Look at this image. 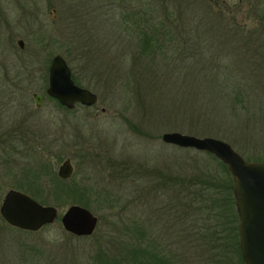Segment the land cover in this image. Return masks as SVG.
Wrapping results in <instances>:
<instances>
[{"label": "trees", "instance_id": "obj_1", "mask_svg": "<svg viewBox=\"0 0 264 264\" xmlns=\"http://www.w3.org/2000/svg\"><path fill=\"white\" fill-rule=\"evenodd\" d=\"M56 1L60 12L72 20L75 50L82 60L81 79L90 83L94 77L108 93L107 102H121L123 110L137 116V123L213 136L227 142L243 159L264 162V1L242 0L251 1L244 12L253 21L250 25L211 0ZM97 27L100 34H94ZM50 59L44 65L40 91L64 109L45 93ZM69 70L71 80L84 87ZM196 154L190 174L154 171L161 190L172 191L175 198L182 193L177 214H193L190 229L177 234L179 244L173 245L172 240L166 245L164 237L160 239L144 221L136 220L113 222L112 228L120 232L114 236L102 229L98 217L91 235L67 233L74 239L91 240L84 252L88 264H195L192 248L196 245L208 264H243L231 177L210 153ZM31 174L27 182L17 183L18 189L41 186L36 183L38 171ZM51 181L50 191L57 196L73 197L89 190L86 184L71 183V176L61 179L52 172ZM27 192L43 204L37 192ZM0 225L25 234L35 232L10 227L1 217Z\"/></svg>", "mask_w": 264, "mask_h": 264}, {"label": "rangeland", "instance_id": "obj_2", "mask_svg": "<svg viewBox=\"0 0 264 264\" xmlns=\"http://www.w3.org/2000/svg\"><path fill=\"white\" fill-rule=\"evenodd\" d=\"M211 2L230 9L234 18L246 25L253 22L244 13L251 1ZM60 10L56 0H0V109L4 111L0 121L7 138L0 149V200L8 188L24 189L37 192L34 194L43 204L57 209L54 222L34 233L0 225V264H88L84 252L91 240L71 238L58 221L69 204L81 205L79 199L81 206L101 217L102 229L114 236L120 232L112 228L113 222L144 221L160 239L164 237L166 245L173 240L177 246V234L183 228L190 229L193 214H177V199L183 198L182 193L175 198L172 191L161 190L154 171L190 174L199 151L163 143L161 133L173 130H163L152 122L150 126L137 123V116L123 110L121 102H107L108 93L94 77L90 83L81 79L82 60L75 50L72 20ZM101 32L98 27L94 30V34ZM17 39L22 40L21 48ZM55 54L62 56L81 84L96 94L93 105L63 109L44 97L40 91L44 65ZM33 92L42 94L38 107L31 97ZM65 158L73 167L71 183L86 184L87 194L51 193L52 172L56 174ZM35 170L36 183L41 186L31 190L21 184L18 189L17 183L33 178L31 171ZM169 235L176 238L167 240ZM192 250L195 264H208L201 246Z\"/></svg>", "mask_w": 264, "mask_h": 264}, {"label": "water", "instance_id": "obj_3", "mask_svg": "<svg viewBox=\"0 0 264 264\" xmlns=\"http://www.w3.org/2000/svg\"><path fill=\"white\" fill-rule=\"evenodd\" d=\"M16 44L22 47V40ZM45 93L64 108L78 103L94 104L95 93L76 85L70 77L65 59L55 54L46 72ZM37 107L42 95L33 92ZM160 140L179 148H190L213 155L226 168L232 180V197L237 216V235L240 258L243 264H264V162L243 159L227 142L213 136H197L179 131H164ZM72 173L68 158L61 161L56 175L67 179ZM0 217L10 227L34 232L57 218V209L41 204L26 193L8 188L0 200ZM61 228L73 236H89L97 225V216L78 204H69L58 218Z\"/></svg>", "mask_w": 264, "mask_h": 264}, {"label": "flooded vegetation", "instance_id": "obj_4", "mask_svg": "<svg viewBox=\"0 0 264 264\" xmlns=\"http://www.w3.org/2000/svg\"><path fill=\"white\" fill-rule=\"evenodd\" d=\"M18 40V39H17ZM16 40V41H17ZM17 45V44H16ZM42 95V94H41ZM41 102V101H40ZM39 105H40V103H39ZM75 105H81V104H78V103H76ZM74 105V106H75ZM93 105V104H92ZM73 106V107H74ZM81 106H85V105H81ZM91 106V105H90ZM36 107V106H35ZM38 107V106H37ZM68 109V108H67ZM70 109H72V108H70ZM0 113H2V114H0V119L2 118V117H4V115H3V113H4V111H3V109L1 110L0 109ZM6 140H7V138H6V130L4 129V123L3 122H1L0 121V149H3V145H4V142H6ZM70 161V160H69ZM72 166V165H71ZM72 173H73V167H72ZM72 173H71V175H72ZM70 175V176H71Z\"/></svg>", "mask_w": 264, "mask_h": 264}]
</instances>
